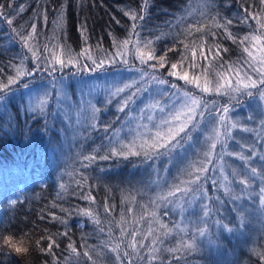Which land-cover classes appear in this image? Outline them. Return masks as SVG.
I'll use <instances>...</instances> for the list:
<instances>
[{"label":"trees","instance_id":"1","mask_svg":"<svg viewBox=\"0 0 264 264\" xmlns=\"http://www.w3.org/2000/svg\"><path fill=\"white\" fill-rule=\"evenodd\" d=\"M143 7L144 0H0V85L16 77L15 83L0 92L4 97L0 100V238H24L30 247L27 254L18 255L7 245H0V264H264L258 255L264 253V245L254 250L261 238L251 249L247 239L238 241L211 233L216 252L168 251L180 246L179 238L168 231L174 221L158 207L154 184L175 150L139 149V155H133L123 146H115L112 139L126 122L128 110L119 112L113 104L98 102L104 110H99L95 125L73 132L52 103L40 113L29 114L26 109L25 91L49 81L55 73L51 51L61 52L63 48L66 54L70 49L77 63L92 59L105 65L101 70L109 71L129 67L120 59L130 57L132 68L148 71L198 96L203 117L196 119H203L210 111L215 113L221 136L209 171L218 169L220 161L231 157L232 152L251 145L249 136L239 139L240 134H229L227 127L231 115L240 116L233 113L246 104L247 98L231 104L228 97L204 92L180 76L188 73L189 79L200 77L202 83L205 70L207 77L214 78L217 72L229 78L236 70H244L248 59L244 48L250 44L240 40L264 32L253 18L264 19V0H149L146 12ZM61 10L64 24L58 27ZM129 10L144 16L135 21V32L131 27L134 22L124 15ZM32 25L35 38L28 43L37 59L21 39L32 33ZM125 39L132 43L118 48V42ZM148 40L153 42L155 55L166 56L163 67L137 61L136 48ZM137 41L141 43L137 45ZM185 45L197 46L195 57ZM174 63L176 69L171 67ZM18 68L32 74L17 77ZM60 72L72 74L65 69ZM188 139L184 135L176 147ZM88 196L92 199L85 198ZM85 210L100 223L84 215ZM70 243L78 256L71 253Z\"/></svg>","mask_w":264,"mask_h":264},{"label":"rangeland","instance_id":"2","mask_svg":"<svg viewBox=\"0 0 264 264\" xmlns=\"http://www.w3.org/2000/svg\"><path fill=\"white\" fill-rule=\"evenodd\" d=\"M139 47L143 49V46ZM251 51L257 57L262 55L254 47H251ZM54 54L61 55V52L51 51L50 57L56 62ZM70 55L73 58V55ZM61 58L64 63H55L53 66L55 73L49 75L51 77L49 81L25 91V106L28 113L42 112L39 108L40 101L46 99L47 103L43 111L52 103V107L62 114L61 118L67 128L74 132L76 129L88 130L95 125L99 111L94 110H104L98 106V102L113 104L112 106L119 109V112L129 111L126 122L115 132L112 139L115 146H123L130 151L129 153L141 149L140 146L145 140L150 142L156 131L166 130L169 125H161V121L170 119L172 114L181 110L188 102V98L184 95L188 92L179 90L173 84H160L158 81L164 80L163 78L154 76L148 71H141L139 68H132L130 57L120 59L124 65L128 63L129 67L110 69V71L101 70L105 65L100 66L92 62V59L90 63L80 64L73 59L69 62V53H64ZM136 59L140 64L159 67L157 59L142 62L137 53ZM91 66L94 69H91ZM253 67L260 69L261 64L258 60L251 61L248 56L246 68L238 70L240 78L245 83L249 77L257 81L256 87L242 88L238 92L232 91L236 87L237 73H235L227 78L231 82L230 87L225 86L220 92L209 91L222 99L228 97L231 104H238L247 98L246 104L240 110H235V106L231 107L233 111L235 110L233 114L240 116L231 115L229 125L234 123L237 127L232 128L229 134H240L239 139L249 136L252 140L251 145H246L237 153L232 152L235 157L231 154V157L220 161L218 169L209 171L214 149L210 156L206 157L204 153L209 151L212 142L209 137L215 138L213 130L219 128V121L211 111L200 119L203 117L201 102L193 113L194 119L177 137L180 141L184 135L189 136L185 144L180 148L154 150H175L167 157L166 166L161 170L162 173L154 184L155 200L158 207L165 210L167 216L174 221L171 233L179 238V245L182 240L187 241L193 236L196 237L198 247L189 251L200 249V252L204 253L216 252L211 233L238 241L247 239L251 249L261 238L259 247L254 248L255 251H259L264 245V203L261 202V197L264 196V193H261V189L264 188V158H262L264 157V96H262L264 85L259 84L262 77L259 72L253 71ZM71 68L74 70L70 71ZM62 69L72 74H63L60 72ZM207 78L213 82L210 85L213 89L218 80L219 83L224 84V80L217 76ZM249 92L251 95L248 94ZM188 94L198 98L194 94ZM198 115L200 118L196 119ZM177 123L172 121V126H176ZM157 125H160V128H157ZM162 156L165 154L162 153ZM241 156L244 158L241 159ZM201 167L206 171H195ZM253 168L256 169V174L252 173ZM188 172H192V176H189ZM197 176L199 180L195 184L184 183L194 180ZM242 180L247 182L241 183ZM164 184L169 188H165ZM177 186L181 190L177 191ZM224 186L230 189L229 194L225 193ZM186 188L196 190L183 191ZM170 192L175 194L169 195ZM205 205L209 209L207 217L204 216ZM198 227L207 228L204 237H200L196 232Z\"/></svg>","mask_w":264,"mask_h":264},{"label":"snow or ice","instance_id":"3","mask_svg":"<svg viewBox=\"0 0 264 264\" xmlns=\"http://www.w3.org/2000/svg\"><path fill=\"white\" fill-rule=\"evenodd\" d=\"M149 0H144V7H143V11L146 12L147 10V6H148ZM2 14V13H0ZM125 16H128L134 23L131 25L133 32H135V29L137 27V24L135 23V21L138 20H143L144 16L141 15L138 12L135 11H125L124 12ZM254 19L257 20V23L259 24L260 29L264 30V19L259 18L254 16ZM8 23L11 24L12 21L8 20ZM57 26L58 27H62L64 24V13L63 10H61L60 15L57 18ZM228 24H231V21H228ZM217 27H223V25L217 24ZM197 32L202 31V28H196L195 29ZM36 28L35 25H32V33H29L27 36H22L21 39L23 40L24 44L26 47H28V50L32 52L33 57H36L37 53L36 51L33 50V48L29 45L28 41L31 39H34L35 37L33 36V33H35ZM190 31V30H189ZM229 38H232L235 40L234 37L231 36V33H229ZM157 39H160V37H157ZM249 42L251 47L256 48L257 52L261 53L262 55H260L259 57H257L256 55L253 54V52L251 51V47H245L244 51L248 53V56L250 57L251 61H257L261 64V68L260 69H256L253 67V71L259 72L261 75V79L259 80V84L260 85H264V33H262L261 35H251V36H245L243 37L242 40H240L241 44H244L245 42ZM130 43H132L131 40L125 39L123 41L118 42L117 47L118 48H126L127 45H129ZM137 45H139L141 43V41H137L136 42ZM152 41L148 40L146 42H143V49H141L140 47L136 48V52L139 55V58L141 59L142 62H146V60H153V59H157L159 61V66L163 67L165 60H166V56H160V57H156L154 54V50L152 49L151 45H152ZM197 47L196 45H185V50L188 51L190 49H192V56L195 57L196 56V52L194 50V48ZM47 50V48H46ZM87 49H85V53H87ZM225 51H227V49H225ZM71 50L68 49V53H69V62H72V57L70 55ZM64 54V49L61 48V55H56L54 54V58L56 60V62L63 64L64 60L61 58V56ZM122 54V53H121ZM202 55V53H201ZM218 55V54H217ZM91 59V57H89ZM187 57H182L183 59H186ZM95 63V61H93ZM101 63H103L101 61ZM177 64H172L171 67L173 69L177 68ZM152 67H155V65H152ZM193 67H195V65H193ZM237 73V81H236V87L232 89V91H241V89H247L249 87H256L257 85V81L252 80L250 77L248 78L247 83L244 82L243 79L240 78V74H239V70H236ZM31 72H25L22 68H18L17 69V77L19 76H23V75H31ZM171 75H176V72H171ZM217 76L224 80V84L219 83V80L216 83L215 89H213L212 87H210L212 81L209 80L207 78V70H205V74H204V80H203V84H201L200 81V77H193L192 79H189L188 77V73H184L183 75L180 76V79L185 80L187 83H194L197 85V87H200L202 91L204 92H209V91H217L220 92V90L222 88H224L225 86H231V82L229 80H227L225 74L223 73H219L217 72ZM153 79H156L155 77H153ZM16 77H10L8 80L7 84H2L0 85V92H3L5 89H7L8 84H12L15 83ZM158 83L160 84H164L166 83V81L164 80H159ZM118 91H123V89H118ZM249 95H251V93H248ZM187 98H188V102L185 103V105L183 106V108L179 111H177L176 113L171 115L170 119H165L163 121H161V125H169V127H167L166 130L164 131H156L154 136L151 138V141H147L145 140L142 144H141V149H152V150H156V149H168V148H174L177 145H179L180 141L177 139V137L180 135V133L185 131V128L187 127V125L189 124V122H191L194 119L193 113H195L196 108H198L201 104V100L195 96H190L188 93L184 94ZM47 96V94H46ZM262 96H264V94H262ZM4 97L0 96V100H3ZM47 103V100H41L40 101V105L39 108L41 111L44 110V107ZM94 111H99L98 109H95ZM223 112L227 113L228 112V108L224 107L223 108ZM149 119H151V117H149ZM221 121H223L225 119L224 116H221ZM172 121H176L178 122L176 126H172ZM157 128H160V125L156 126ZM228 127V131H230L232 128H236L237 125L236 124H230ZM215 133V138L209 137L210 140H212L210 146H209V151L205 152L204 155L210 156L212 154V149H215L217 143H219L220 141V136L221 133L219 131V129H214L213 130ZM113 154H117L116 152H113ZM120 155H125V153L120 152L118 153ZM131 154L133 155H139L138 152H131ZM145 154H147V152H145ZM108 157H101V159H107ZM244 157L241 156V159H243ZM264 158V157H262ZM85 159H94V157H85ZM195 171L197 172H203L206 171V169L204 168H197L195 169ZM252 173L256 174V169L253 168L252 169ZM189 176H192V172H188ZM225 179H227V177H225ZM199 180V177L197 176L194 180H188L184 183H188V184H195L197 181ZM246 180H242L241 183H246ZM61 188H64V185H61ZM181 189H179V187L177 186V191H179ZM196 189H184L183 191H195ZM224 191L226 194L230 193V189L227 186H224ZM261 193H264V188L261 189ZM174 192H170L169 195H174ZM86 199H92L91 196L85 197ZM261 202L264 203V196L261 197ZM14 203V202H13ZM84 215H89L93 217V220L95 223L99 224L100 221L98 219L95 218L94 214L88 210H85ZM209 215V209L207 207V205L204 206V216L207 217ZM153 216H155V213H153ZM54 219H59L58 217H54ZM62 223H64V221H61ZM161 227H167L166 225H161ZM226 227V226H225ZM229 231H231V229H228ZM101 231H103V229H101ZM168 231H171V229H168ZM196 232L198 233V235L200 237H204L207 233V228L206 227H198L196 228ZM64 235H67V233H64ZM49 240H51V237H48ZM8 247L10 249H12V251H14L16 254L18 255H24L27 253V249L24 248L22 246V241L21 242H16L12 236H9L7 238L6 241ZM37 246H39V241L36 242ZM130 247H134V245H129ZM52 247V244H49L48 246V250L50 251ZM119 245H117L115 248H112V251H116V248H118ZM198 247L197 243H196V237L193 236L192 238H190L187 241L182 240L180 243V246L178 248H173V249H168V251L170 252H176L179 251L181 248H183L184 250H195ZM68 248L70 249L72 254L75 255H79V253L77 252V249L70 243L68 245ZM0 249H2V246H0ZM41 251H44L45 249H40ZM85 256H87L89 259H91V256L89 255L88 252L84 253ZM125 255H127V253H125ZM258 255L261 256V259H264V253H258Z\"/></svg>","mask_w":264,"mask_h":264},{"label":"clouds","instance_id":"4","mask_svg":"<svg viewBox=\"0 0 264 264\" xmlns=\"http://www.w3.org/2000/svg\"><path fill=\"white\" fill-rule=\"evenodd\" d=\"M8 237L9 236H4L3 238H0V245H7L6 241H7ZM13 239L16 242H21L22 241V246L28 250L27 253L29 252L30 247H29V242L27 240H25L24 238H16V237H13Z\"/></svg>","mask_w":264,"mask_h":264}]
</instances>
